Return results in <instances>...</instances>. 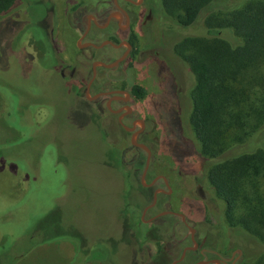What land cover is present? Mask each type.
Instances as JSON below:
<instances>
[{
    "label": "rangeland",
    "instance_id": "rangeland-1",
    "mask_svg": "<svg viewBox=\"0 0 264 264\" xmlns=\"http://www.w3.org/2000/svg\"><path fill=\"white\" fill-rule=\"evenodd\" d=\"M246 1L213 5L193 26L182 28L164 15L159 0H147L152 15L135 24L129 35L134 56L124 66L127 73L122 78L127 88L139 84L148 92L134 104L146 120L145 131L137 140L152 151L145 182L165 175L173 190L170 197L160 196L159 205L145 220L168 209L184 213L199 241L205 242L207 234L218 250L240 248L242 264H260L264 262L263 248L228 226L225 205L205 175L206 161L198 155L189 125L196 79L174 50L186 38L206 36L204 20L212 12L236 9ZM36 2L49 0H17L15 13L0 18V264H14L18 254L24 256L18 264H95L103 253V258L111 254L118 264H140L133 243L120 242L122 235L132 231V222L137 236L163 226L165 236L171 239L166 246L172 244L180 256L183 248L192 244L185 224L174 217L165 219L167 226L164 219L141 222L152 201V191L140 186L147 153L132 146V134L123 129L117 116L102 115L87 103L85 82L76 80L70 88L64 84L61 65L56 67L50 53V41L66 61L69 51L77 49L80 31L73 25L74 18L82 17L84 28L88 13L73 7L86 6L87 1L53 0L54 10L43 21L49 25L50 38L39 30L34 18L45 15L47 3L37 13ZM221 36L239 43L230 32ZM65 72L69 76L71 70ZM124 124L132 126L130 120ZM141 126L139 122L138 128ZM263 129L249 138L251 143L248 140L245 147L232 151L231 157L264 149ZM125 206L129 223L122 215ZM64 241L77 246L74 260L60 251ZM135 244L140 249L139 243ZM194 261L188 257L186 264ZM105 262L108 264V258Z\"/></svg>",
    "mask_w": 264,
    "mask_h": 264
},
{
    "label": "trees",
    "instance_id": "trees-1",
    "mask_svg": "<svg viewBox=\"0 0 264 264\" xmlns=\"http://www.w3.org/2000/svg\"><path fill=\"white\" fill-rule=\"evenodd\" d=\"M226 1L159 0L164 15L182 28L193 26L213 5ZM16 10L17 0H0V18ZM204 21L206 36L186 38L174 47L196 79L189 117L193 141L198 155L206 161L205 175L225 205L226 223L254 239L264 251V149L231 157L232 151L245 147L249 138L264 127V0H247L236 9H219ZM224 32L232 33L239 43L222 37ZM132 88L137 99L146 98V88L140 85ZM126 206L122 215L128 221ZM166 222L164 219L163 225L167 226ZM136 223L138 227L140 222ZM130 226L132 231L122 235L120 242L139 243L140 249H134L141 256L140 264H164L158 254L152 251L148 254L144 247L151 249L150 245L156 243L157 253H161L166 241L171 239L154 231L137 236L133 229L135 222ZM74 245L64 241L59 249L74 260L78 255ZM101 255L96 257L95 264H105L107 258L108 264H118L111 254L110 258L108 253L104 258ZM22 257L18 254L14 264Z\"/></svg>",
    "mask_w": 264,
    "mask_h": 264
},
{
    "label": "flooded vegetation",
    "instance_id": "flooded-vegetation-1",
    "mask_svg": "<svg viewBox=\"0 0 264 264\" xmlns=\"http://www.w3.org/2000/svg\"><path fill=\"white\" fill-rule=\"evenodd\" d=\"M86 1V6L84 4H78L73 7V9L75 8V10H77L78 12L81 9L84 10L85 13H88L86 17V25L84 28L81 24L82 17L77 15V17L74 18V23L78 26H76L75 24L73 25L75 27H78L80 31V36L75 43L77 49L72 52L69 51L67 55L69 60L66 61L65 56H63V53L55 50V45L52 44V41H50L52 47L50 53L56 60V67L61 65L60 76L62 81H64V84L68 88L74 85V81L76 80L80 82H85V98L88 103L92 104L93 106H96L102 115L108 113L110 115L117 116L118 122L121 124L124 130V121L130 120L132 122V126L130 127H133L136 123L135 130L129 132L133 135L135 132L142 128V126L141 128H138V121L143 120L146 124V120L142 119L140 113L135 111L134 108L135 102H138L140 100L134 96L132 92V87L133 85L139 84H133L130 88H127L125 86V80L124 78H122V76L127 73V69L124 66L128 64L134 56V44L132 38H130L129 35L133 33V30L135 29V24H140L142 21H145L146 19L151 17L152 9L149 6L147 0ZM45 3H47V7L44 9L45 15L43 17L42 15L38 17V14L34 18L38 22L37 25L39 27H37L39 28V30H44L45 35L50 38L51 35L48 29L49 25L44 24L43 21H46L49 16V12H52V10H54L53 0H49V2H36L37 8H35V10H37V13L39 11L42 12V6ZM28 6L26 5V7L24 8L26 16H28L29 13ZM73 9L72 12L75 13ZM105 34L109 35L106 38H102ZM35 40L37 41L36 36ZM72 41L75 42L74 39ZM106 42L110 43L103 45ZM127 44H130V49ZM44 52L46 53V50L43 51V53ZM125 55V59L115 66V64ZM97 63H102L104 65L112 67H106L103 65H97L95 67V64ZM66 70H71L69 76H67L65 72ZM78 70L80 74L76 75V72ZM95 70L96 74H94ZM118 72V76H111L112 73L117 74ZM107 82H109L110 84L107 85ZM88 90L90 96L94 99H87ZM77 96L79 97L80 95L77 94ZM96 96L98 97L95 98ZM103 106L105 107L104 110ZM115 106H118V108H114ZM144 131L145 129L143 130V132ZM141 134L138 135L137 139L140 137ZM146 184V186L143 185L141 177L140 186L144 190L152 191V201L149 205L146 206V208L154 202L156 193L158 199L156 205H154L152 208H149L146 214L143 216L146 208L144 209L141 221L144 223L148 222L150 224L158 220L174 217L179 220L177 222H182L188 228L192 243L191 245L185 246L183 248L180 256H177V254H175V247L172 250V244L166 246L165 249L163 248V252L157 253L158 249H155L157 245L156 243H152L150 245L152 246L151 249L146 246L144 247L148 254L151 251L154 252L153 254L155 255L158 254V258H161V260L164 261V264H186V262L188 261V257L195 258V261L191 264H242L244 253L240 248L232 247V250H230L232 251L231 254H229V250H218L215 245H211L213 244V242L209 240V236H207V234L205 235V242L199 241L197 238L196 229L189 225L187 216L184 213L168 209L166 211H169L171 213L166 216L156 218L158 216L157 214L151 219L145 220V216L147 215V213L159 205L160 196L170 197L173 193V190L171 188V182L169 178L165 175L156 176L150 183ZM191 204L196 203L192 201ZM192 207L194 206L192 205ZM183 217L185 218V220ZM190 228H193L195 230L194 237H192ZM153 231L155 233L157 231L164 234L166 229L163 226H155L153 228ZM133 245L136 248V244L133 243Z\"/></svg>",
    "mask_w": 264,
    "mask_h": 264
},
{
    "label": "water",
    "instance_id": "water-1",
    "mask_svg": "<svg viewBox=\"0 0 264 264\" xmlns=\"http://www.w3.org/2000/svg\"><path fill=\"white\" fill-rule=\"evenodd\" d=\"M107 43H110V42H106V43H104L103 45H105V44H107ZM127 45H128V47H129V49H130V48H131L130 44H127ZM118 47H120V46H118ZM126 55H127V54H126ZM126 55H125L123 58H121V59L115 64V66H116L119 62H121L122 60H124L125 57H126ZM97 65H103V66H106V67H112V66L104 65V64H102V63H97V64H95V67H96ZM94 74H96V70L94 71ZM97 97H98V96H96L95 98H97ZM87 99H89V100L94 99V98H92V97L90 96V94H89V90H88V92H87ZM138 122H140V123L142 124V128L139 129L137 132H135V133L132 135V137H131V143H132V146L137 147V148H140V149H143V150L147 153L146 168H145L144 173H143V175H142V183H143V185L146 186L147 184H146V182H145V179H146L147 172H148L149 167H150V164H151V160H152V151H151V149H150L146 144L140 143V142H138V140H137L138 135L141 134V133L143 132V130L145 129V122H144L143 120H140V121H138ZM124 128H125V130H127L128 132H132V131H134L135 128H136V123L134 124L133 127H128V126L124 125ZM157 199H158V196H157V193H156L155 198H154V202H153L149 207H147V208L145 209L143 216L146 214V212L148 211L149 208H152L154 205H156V203H157ZM169 213H171V212H169V211L161 212L160 214H158V216H157L156 218L166 216V215H168ZM183 218H184V217H183ZM184 220H185V218H184ZM190 231H191V233H192V237H194L195 230H194L193 228H190ZM191 249H194V248H191Z\"/></svg>",
    "mask_w": 264,
    "mask_h": 264
}]
</instances>
